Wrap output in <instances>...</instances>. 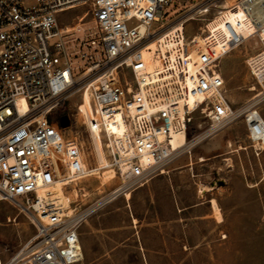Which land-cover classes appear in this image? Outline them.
<instances>
[{
	"label": "built area",
	"instance_id": "built-area-1",
	"mask_svg": "<svg viewBox=\"0 0 264 264\" xmlns=\"http://www.w3.org/2000/svg\"><path fill=\"white\" fill-rule=\"evenodd\" d=\"M227 1L189 6L192 15L185 19L203 21L202 42H194L185 23L164 27L173 0H0V202L11 203L36 228L7 259L0 249V264H77L84 258L80 229L97 206L66 205L53 190L86 174L84 150L65 134L71 127L51 119L83 90L91 94L88 131L105 135L119 120L131 130L126 178L100 204L182 155L190 158L198 140L239 118L256 151L264 148V117L254 103L245 105L250 101L232 106L219 67L232 50L251 45L245 64L261 87L255 98L264 100V0ZM82 7L92 13L91 27L81 15L76 24L61 25V14ZM213 7L211 17L202 16ZM150 41L152 70L144 55ZM196 113L206 130L190 141ZM179 132L185 139L176 144Z\"/></svg>",
	"mask_w": 264,
	"mask_h": 264
},
{
	"label": "rangeland",
	"instance_id": "rangeland-1",
	"mask_svg": "<svg viewBox=\"0 0 264 264\" xmlns=\"http://www.w3.org/2000/svg\"><path fill=\"white\" fill-rule=\"evenodd\" d=\"M197 1L173 0L163 16L164 23L169 22L166 27L192 15L189 6ZM215 10L213 7L202 16L211 17ZM83 13L85 26L91 27L88 7L61 14L60 23L74 25L76 16ZM202 25V20L187 21L186 36L200 38ZM253 52L251 45L238 47L221 59L219 67L232 106L239 109L254 103L264 117V100L248 102L261 90L245 64L246 56ZM81 101L82 95L75 94L51 114L58 126L64 115L69 117L71 128L65 134L81 142L87 170L97 168L96 174L82 177L66 190L72 206H97L81 228L84 259L78 264H264V148L256 151L252 146L242 118L198 140L190 158L182 155L100 204L122 184L124 176H119L116 160L113 164L108 138L102 140L108 164H99L93 138L78 110ZM203 122L196 113L190 141L197 140L200 132L204 134ZM198 123L202 124L200 130ZM201 156L204 161L199 160ZM109 168L116 171V177L103 182L101 175ZM202 186L213 189L199 194ZM211 199L219 206L220 220ZM35 234L26 215L19 214L11 203L0 202L4 259Z\"/></svg>",
	"mask_w": 264,
	"mask_h": 264
},
{
	"label": "bare ground",
	"instance_id": "bare-ground-1",
	"mask_svg": "<svg viewBox=\"0 0 264 264\" xmlns=\"http://www.w3.org/2000/svg\"><path fill=\"white\" fill-rule=\"evenodd\" d=\"M227 4L232 5L233 0H228ZM81 17L83 20L86 17V14L85 13L81 14ZM189 19H191V18H189ZM189 19H181L173 25L174 26H181V25L184 26V23H186ZM168 24H169V22L167 24H165L164 27H166ZM198 37L199 36H196V38H191V39H193L194 42H202V39L204 36L200 35V38H198ZM197 38H198V40H197ZM153 48H154V43H153V41H150L149 43H147V45L144 49V55H145V58L147 60L148 70H152L156 66V62L152 58V51L150 50ZM81 95H82V101L79 103L78 110H79V113L82 116H84V120L87 121L88 116H89L91 109H92L91 94H90L89 90H83ZM255 97L256 96L251 97L248 101L255 99ZM189 106H191V102H189ZM89 131H90V135L93 138L94 148H95V151L97 154V159L99 161V164H102V165L108 164V160H107L106 155H105L104 145L102 142V140H105V138H108V140H109L108 146L111 147V149L114 153V156L116 158L119 171L125 178L126 177L125 174L128 172V167H129V162H130L129 159L133 154L131 145H130V143L128 141V137H127L131 131L128 122L119 120L116 123H112L107 128V132L105 135L101 134L97 130L96 131L89 130ZM184 139H185L184 133L179 132L177 134V136L174 137V143H176V144L180 143V142L184 141ZM204 159L205 158L203 156H201L199 160L204 161ZM85 167H86V165H85ZM96 173H97V168L96 169L92 168L90 170H87V168H86V174L83 175L82 177L89 176V175L96 174ZM101 176L103 178V182H108V181H110L116 177V171L113 168H109V169L105 170ZM79 179H81V178L78 177V178L74 179L73 182H77ZM69 184H72V183H69ZM212 189L213 188L210 186H202L200 188L199 194H202L204 192H209ZM53 190H54V193L66 205H68L69 200H68V197L66 196L67 187L63 186V184L57 183L56 186H54ZM126 197L130 198L129 192L126 193ZM211 203H212V208L215 211V214L217 215V218H219V220H220L221 214H220L219 206H218L216 200L211 199ZM41 217H44V216L41 215ZM0 262H1V260H0Z\"/></svg>",
	"mask_w": 264,
	"mask_h": 264
},
{
	"label": "water",
	"instance_id": "water-1",
	"mask_svg": "<svg viewBox=\"0 0 264 264\" xmlns=\"http://www.w3.org/2000/svg\"><path fill=\"white\" fill-rule=\"evenodd\" d=\"M70 125V119L68 116L64 115L60 120V127L66 128Z\"/></svg>",
	"mask_w": 264,
	"mask_h": 264
},
{
	"label": "crops",
	"instance_id": "crops-1",
	"mask_svg": "<svg viewBox=\"0 0 264 264\" xmlns=\"http://www.w3.org/2000/svg\"><path fill=\"white\" fill-rule=\"evenodd\" d=\"M82 228V227H81ZM80 234H81V236H82V232H81V229H80ZM82 241V240H81ZM82 245H83V243H82ZM83 247H84V245H83ZM84 259V258H83ZM83 261V260H82ZM80 263V262H79ZM78 264V263H77Z\"/></svg>",
	"mask_w": 264,
	"mask_h": 264
}]
</instances>
